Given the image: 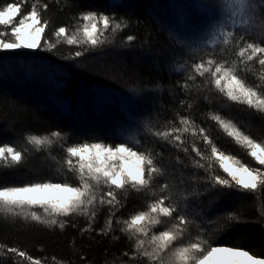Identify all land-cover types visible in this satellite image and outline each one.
Wrapping results in <instances>:
<instances>
[{
  "label": "snow or ice",
  "instance_id": "6c2138e0",
  "mask_svg": "<svg viewBox=\"0 0 264 264\" xmlns=\"http://www.w3.org/2000/svg\"><path fill=\"white\" fill-rule=\"evenodd\" d=\"M24 3L31 4L26 14H22ZM49 3H0V53L25 49L54 53L66 45L76 50H70L64 59L76 60L103 47L110 42L109 35L115 38L128 27L123 17L86 11L72 17L71 28L59 26L49 33L50 20L42 15ZM64 6L70 7L68 0ZM176 6L182 10L215 9L217 13L206 18L199 32L181 16L185 28L191 30L187 38L170 32L183 59L173 70L182 81H177V87L186 94L180 106L187 113L193 107L189 101L203 93V99L210 102L216 90L228 101L246 105L264 118V0H199ZM221 10L226 13L222 19ZM134 39L127 36V42ZM185 49L187 58L183 56ZM248 74L258 82L250 85L245 79ZM155 108H162V104ZM156 115V111L149 114ZM210 119L246 150L249 162L221 150L207 128L198 125L192 115L180 112L163 127L132 122L137 133L148 129L149 138L169 149L170 165L165 163L164 151L142 144L130 132L127 141L115 145L102 141L69 145L71 130L24 132L22 148L0 145V172L22 169L31 154L42 151L49 163L45 172L34 173L27 182L0 184V222L14 227L42 226L61 233L76 229L81 236L89 234L90 239L93 233L112 241L123 236L127 250L121 253L120 264H264V257L237 243L214 244L235 224L248 222L239 210L226 211L216 219L205 210L213 206V198L251 196L250 206L259 210L254 222L264 224V141L253 139L218 113L210 114ZM132 194L140 206L123 218L121 210ZM102 215L103 226L96 232ZM0 254H14L27 264H46L48 260L4 243H0ZM12 264H16L14 259ZM50 264L66 262L53 256Z\"/></svg>",
  "mask_w": 264,
  "mask_h": 264
},
{
  "label": "trees",
  "instance_id": "16d2710c",
  "mask_svg": "<svg viewBox=\"0 0 264 264\" xmlns=\"http://www.w3.org/2000/svg\"><path fill=\"white\" fill-rule=\"evenodd\" d=\"M6 2L11 0H0V3ZM189 2L199 0H68L70 7L64 6V0L59 3L50 0L48 10L42 13L50 20L49 33L59 26L71 28L74 25L72 17L86 11L123 17L128 27L115 38L109 35L110 42L103 47L76 60L64 59L70 50H76L75 46L66 45H60L54 53L27 49L0 53V145L9 143L22 148V133L46 134L53 130L65 133L71 130L69 145L85 141L115 145L121 140L127 141L130 132L142 144L164 151L165 163L170 165L169 149L156 138H149L148 129L137 133L132 122L163 127L176 112H180L192 115L198 125L207 128L210 138L221 150L249 162L251 158L246 150L235 144L210 119V114L218 113L232 120L258 142L264 141V118L246 105L228 101L216 90L211 93L210 102L203 99V93L189 101L193 107L187 113L180 106V100L185 99L186 94L177 87L181 77L173 70L183 63V59L173 36L180 33L187 38L191 30L185 28V22L199 32L206 18L217 14L215 9L182 10L176 6ZM30 7V3L22 4V14ZM223 13L221 10V19ZM181 16L185 22L181 21ZM128 35L135 39L127 42ZM188 55V50H183L184 58ZM228 58H234V54ZM245 79L250 85L258 82L251 74ZM159 104L162 108H155ZM153 111L157 115L150 117ZM122 131L123 136L120 135ZM48 163L45 152L33 153L24 168L0 172V184L27 182L34 173L45 172ZM213 199V206L205 209L212 219L235 209L242 213L243 220L248 221L235 224L219 235L214 244L237 243L264 257V224L254 222L259 210L250 206L252 197L232 194ZM139 206V199L132 194L127 207L121 210L122 217L127 218ZM104 219L102 215L96 232L103 226ZM81 226H84L83 221ZM92 237L90 239L87 233L81 236L76 229L61 233L42 226L14 227L0 222V243L17 247L34 258L47 257L46 264H50L53 256L66 264H120V255L127 250L125 237L121 236L118 241L97 238L95 233ZM13 259L16 264H27L14 254H0V264H12Z\"/></svg>",
  "mask_w": 264,
  "mask_h": 264
},
{
  "label": "rangeland",
  "instance_id": "374dc122",
  "mask_svg": "<svg viewBox=\"0 0 264 264\" xmlns=\"http://www.w3.org/2000/svg\"><path fill=\"white\" fill-rule=\"evenodd\" d=\"M226 13H223V15H225ZM230 27V26H229Z\"/></svg>",
  "mask_w": 264,
  "mask_h": 264
}]
</instances>
